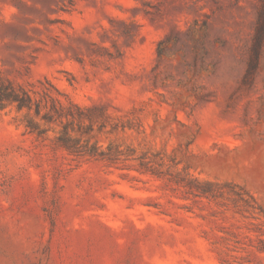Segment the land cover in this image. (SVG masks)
<instances>
[{
	"label": "rangeland",
	"instance_id": "1",
	"mask_svg": "<svg viewBox=\"0 0 264 264\" xmlns=\"http://www.w3.org/2000/svg\"><path fill=\"white\" fill-rule=\"evenodd\" d=\"M263 12L0 0V77L80 108L81 144L121 152L68 151L62 125L39 136L0 108V264H264V46L246 79Z\"/></svg>",
	"mask_w": 264,
	"mask_h": 264
},
{
	"label": "trees",
	"instance_id": "2",
	"mask_svg": "<svg viewBox=\"0 0 264 264\" xmlns=\"http://www.w3.org/2000/svg\"><path fill=\"white\" fill-rule=\"evenodd\" d=\"M264 46V12L258 20L254 43L251 49L250 60L246 79H252L259 67L262 49ZM35 92L22 86H16L10 81L3 80L0 77V108L14 107L17 112L25 113L27 119L26 128L30 133L39 136L45 135L49 130L42 128V125H62L61 136L59 140L63 146L71 152L85 154L90 157L100 158L102 160L112 161L115 156L120 155L118 148L109 147L107 151L99 146L93 145L91 148L81 144V140L76 135L81 133V124L85 123L86 115L77 107V116L71 111V107H66L61 100L51 96L47 92L37 98ZM51 103L49 106L48 103ZM67 120V121H63ZM83 120V121H82ZM93 123V121H89ZM79 129L76 130L75 126ZM76 134V135H75ZM116 159V158H115ZM221 184L213 181H197L198 192L202 196H215L209 188L219 187ZM247 197L255 200L249 193Z\"/></svg>",
	"mask_w": 264,
	"mask_h": 264
}]
</instances>
